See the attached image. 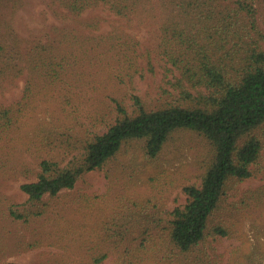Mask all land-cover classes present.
I'll use <instances>...</instances> for the list:
<instances>
[{"label":"rangeland","instance_id":"rangeland-1","mask_svg":"<svg viewBox=\"0 0 264 264\" xmlns=\"http://www.w3.org/2000/svg\"><path fill=\"white\" fill-rule=\"evenodd\" d=\"M253 6L256 29L244 18L236 25L264 49V0ZM94 14L103 18L97 29L79 27L57 0H0V42L15 46L10 61L19 68L13 78L0 76V105L10 108L9 120L0 122V163L9 168L0 173V264H91L108 248L101 264H113L114 243H122V264H264V124L254 131L262 147L252 174L228 181L208 233L188 251L171 241V210L185 203L183 187L200 183L211 158L208 140L192 130L172 132L154 157L144 140L128 141L73 187L26 203L20 184L36 179L39 161L63 165L80 156L86 141L115 121L118 102L132 114L134 95L147 109L178 100V73L159 44L160 19L128 26L105 11L82 17ZM65 27L71 37L59 42ZM73 29L82 36L72 39ZM110 32L133 46L113 47ZM36 47L44 58L50 47L65 52L50 62V77L43 64L34 66ZM10 206L28 218L9 215Z\"/></svg>","mask_w":264,"mask_h":264},{"label":"trees","instance_id":"trees-1","mask_svg":"<svg viewBox=\"0 0 264 264\" xmlns=\"http://www.w3.org/2000/svg\"><path fill=\"white\" fill-rule=\"evenodd\" d=\"M79 27L99 28L103 18L94 14L83 18L86 11H105L120 23L151 24L160 19L159 44L162 53L178 75L172 86L178 90L177 102L147 109L133 96L134 111L117 103V117L108 128L86 141L80 156L61 165L54 159L39 161L36 179L24 181L20 189L27 195L26 203L37 204L45 194L56 195L71 188L82 174L102 167L128 141L142 139L147 155L154 157L169 135L178 129L201 134L211 146V158L198 185L187 184L185 203L171 210L169 236L180 251H188L200 243L209 231L211 213L218 206L230 179L244 180L252 174L251 165L262 147L256 131L264 124V49L256 38L246 39L249 30L237 27L244 18L256 29V0H57ZM63 13V12H60ZM61 40L70 39L68 27L61 29ZM82 36L73 29L72 39ZM123 32V30H122ZM113 47L129 50L126 40L109 33ZM71 39V40H72ZM81 42L80 38L77 39ZM79 48L76 56H82ZM15 46L0 42V76L13 78L18 73L12 65ZM41 47L30 53L34 66H44L47 77L52 74L50 62L61 59L65 52L50 47L46 57ZM22 58V55H20ZM42 66V67H43ZM36 67V66H35ZM194 90V94L190 91ZM10 108L0 105V122L9 120ZM2 124L0 123V132ZM9 168L0 163V173ZM12 217L28 218L12 208ZM214 231L225 233L216 225ZM113 243V242H112ZM110 243V245L112 244ZM110 247V246H109ZM109 249V248H108ZM108 249L91 256V264H101L109 256ZM113 264H122V243H114ZM4 264H21L9 261Z\"/></svg>","mask_w":264,"mask_h":264}]
</instances>
